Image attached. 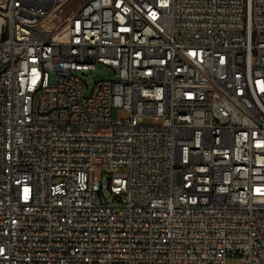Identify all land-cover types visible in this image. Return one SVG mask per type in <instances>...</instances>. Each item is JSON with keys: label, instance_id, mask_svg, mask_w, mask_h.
<instances>
[{"label": "built area", "instance_id": "1", "mask_svg": "<svg viewBox=\"0 0 264 264\" xmlns=\"http://www.w3.org/2000/svg\"><path fill=\"white\" fill-rule=\"evenodd\" d=\"M228 258L264 264V0H0V264Z\"/></svg>", "mask_w": 264, "mask_h": 264}, {"label": "rangeland", "instance_id": "2", "mask_svg": "<svg viewBox=\"0 0 264 264\" xmlns=\"http://www.w3.org/2000/svg\"><path fill=\"white\" fill-rule=\"evenodd\" d=\"M81 78L86 79L87 88L84 89V94L86 96H89L91 93L92 87L96 81L104 80V79H112L113 76H112V73H110L107 69L97 68L93 71L86 72V75H82ZM145 121H148V120L145 119ZM94 174L99 178L101 177V173L97 171H95ZM226 263L227 264H239V262L234 258H228Z\"/></svg>", "mask_w": 264, "mask_h": 264}]
</instances>
